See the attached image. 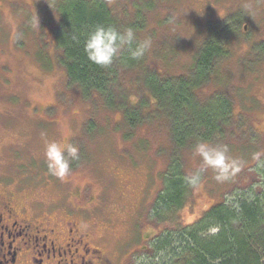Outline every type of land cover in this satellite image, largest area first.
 Here are the masks:
<instances>
[{"label":"rangeland","instance_id":"374dc122","mask_svg":"<svg viewBox=\"0 0 264 264\" xmlns=\"http://www.w3.org/2000/svg\"><path fill=\"white\" fill-rule=\"evenodd\" d=\"M14 1L15 13H0V196L9 190L30 207L36 202L52 222H66L68 214L83 219L84 228L95 232L91 245L102 250L104 264H156L159 255L144 242L163 233L161 221L173 234L194 226L216 204L252 195L264 201V0H107L124 23L142 19L138 37L152 41L144 62L120 77L126 105L147 117L135 128L100 97L85 99L67 84L54 34L60 4L74 0H37L33 12ZM227 14L241 16L216 24L227 30L228 53L196 95L206 108L222 99L218 95L230 99L229 126L210 143L226 145L240 171L218 182L189 146L181 156V171L193 182L187 198L159 217L155 207L165 194L172 144L169 119L145 87L190 76L208 26ZM50 140L79 147L64 179L47 169Z\"/></svg>","mask_w":264,"mask_h":264},{"label":"trees","instance_id":"16d2710c","mask_svg":"<svg viewBox=\"0 0 264 264\" xmlns=\"http://www.w3.org/2000/svg\"><path fill=\"white\" fill-rule=\"evenodd\" d=\"M106 2L74 0L60 4V23L54 34L59 61L69 86L76 87L85 99L100 97L106 107L120 110L130 127L135 128L147 117L138 107L131 109L126 105L120 77L122 72L142 64L146 52L142 58L134 59L125 48L110 66H100L89 60L85 43L99 26L112 27L119 32L130 28L136 36L134 49L142 42L138 33L143 20L124 23ZM216 24L220 23L209 26L190 76L168 77L146 85V90L143 88L147 94L152 93L156 107L169 119L172 144L171 163L165 172L167 186L162 191L165 194L157 199V215L160 211L171 212V208L181 206L187 198V190L193 182L181 171L182 154L201 140L212 142L229 126L232 114L229 98L218 95L222 99H215L206 108L202 105L206 100H199L196 95V90L210 79L219 59L228 53L227 30L216 28ZM167 102L172 106L169 111ZM133 111L138 113L133 114ZM221 122L225 124L223 128L219 127ZM153 249L159 255L156 264H264V201L252 195L216 204L194 226L157 237Z\"/></svg>","mask_w":264,"mask_h":264},{"label":"flooded vegetation","instance_id":"af4514ba","mask_svg":"<svg viewBox=\"0 0 264 264\" xmlns=\"http://www.w3.org/2000/svg\"><path fill=\"white\" fill-rule=\"evenodd\" d=\"M22 1L28 12H33L31 8L35 9L38 3L37 0L36 3L31 0L30 4L26 0ZM17 4L14 0H0V13L2 10L15 13ZM43 6L44 4L40 3L37 11ZM208 16L209 14L202 17L207 19ZM238 16L227 14L219 23L227 22L231 18L240 19L241 16ZM77 210L88 211L83 207H78ZM41 215L36 202L30 207L29 203L20 202L16 193L4 191L0 196V264H104L102 250L91 245L95 232L84 228L83 219H75L68 214V218H71L66 222L61 219L52 222L49 216ZM162 223L163 221L160 225H165V228L160 230V233L163 232L160 235L171 233L166 232L170 230L166 226L167 223ZM181 228L183 227H177L176 230ZM156 238L147 237L149 241L141 240L145 241L144 243H152L153 247ZM140 249H137V252H140Z\"/></svg>","mask_w":264,"mask_h":264},{"label":"clouds","instance_id":"9594fccd","mask_svg":"<svg viewBox=\"0 0 264 264\" xmlns=\"http://www.w3.org/2000/svg\"><path fill=\"white\" fill-rule=\"evenodd\" d=\"M135 40V33L130 28L119 32L112 27L99 26L88 35L85 51L95 64L110 66L125 48L130 50L132 58L139 59L152 45L151 39L146 38L132 49ZM192 151L200 157L203 168H211L216 173L218 182H225L240 171L239 162L229 155L226 145L201 140ZM44 158L49 173L64 179L72 172V162L79 158V147L67 140H50L45 145Z\"/></svg>","mask_w":264,"mask_h":264}]
</instances>
